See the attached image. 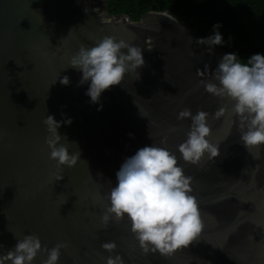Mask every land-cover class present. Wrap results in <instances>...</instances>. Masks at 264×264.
<instances>
[{
  "label": "water",
  "instance_id": "95a60500",
  "mask_svg": "<svg viewBox=\"0 0 264 264\" xmlns=\"http://www.w3.org/2000/svg\"><path fill=\"white\" fill-rule=\"evenodd\" d=\"M104 36L141 47L145 64L139 79L126 75L92 103L90 81L79 84L82 72L70 67V58ZM198 40L191 25L168 11L135 22L111 16L105 0H0V253L36 235L42 248L67 244L58 264H105L117 254L124 264H264V145L254 159L240 141L239 118H214L221 107H232L204 87L216 82L225 53ZM64 76L67 86L60 83ZM185 108L209 114L218 157L205 154L198 165L183 161L178 146L192 121L177 116ZM47 115L72 121L58 132L79 150L73 167L57 171L49 158ZM152 145L175 154L192 178L204 224L192 244L169 256L143 253L126 217L106 227L101 222L116 173ZM113 241L115 252L102 249ZM44 259L47 253H38L33 264Z\"/></svg>",
  "mask_w": 264,
  "mask_h": 264
},
{
  "label": "clouds",
  "instance_id": "9594fccd",
  "mask_svg": "<svg viewBox=\"0 0 264 264\" xmlns=\"http://www.w3.org/2000/svg\"><path fill=\"white\" fill-rule=\"evenodd\" d=\"M219 27L221 25H214V34L197 42L207 44L210 51L212 46L221 45L223 37ZM144 64L141 47L112 36H104L92 47L81 45L70 58V67L82 72L79 84L90 81L86 95L92 103H98L105 90L121 85L126 75L133 74L135 79H139L137 69ZM213 79L216 82L204 84L205 91L232 101L231 109L221 107L214 118L219 119L226 114L238 117L240 141L247 152L258 159L259 148L264 145V55L254 54L247 63H241L236 54H225L213 73ZM60 83L67 86L70 80L64 76ZM208 116L202 110L193 115L188 108L181 110L177 116L178 120L190 118L192 121L187 139L178 146L186 163L198 165L205 154L209 159L220 154L219 144L209 139L211 128ZM71 122L70 118L58 122L51 115L43 120L49 134L45 138L50 149L49 158L56 161L57 171L64 166L73 167L81 160L75 142H69L58 132L61 123L70 125ZM166 140L165 137L161 143H166ZM72 145L77 151L70 153ZM116 177L117 184L107 194L109 203L101 214V222L106 227L110 220L119 222L126 217L143 253L151 251L169 256L177 249L188 247L202 232L204 224L197 199L192 195V178L184 174L176 155L166 148L152 145L139 149L134 156L126 159ZM61 179V175L55 177L56 181ZM66 247V243H57L51 249L42 248L38 236L25 235L14 249L6 254L0 253V264H33L38 253L42 252L47 253V259L41 264H58L61 249ZM101 247L113 253L117 244L114 241L105 242ZM105 264L124 262L117 254L107 256Z\"/></svg>",
  "mask_w": 264,
  "mask_h": 264
},
{
  "label": "trees",
  "instance_id": "16d2710c",
  "mask_svg": "<svg viewBox=\"0 0 264 264\" xmlns=\"http://www.w3.org/2000/svg\"><path fill=\"white\" fill-rule=\"evenodd\" d=\"M111 16L125 15L140 21L149 12L168 11L193 27L199 39L214 34L223 37L217 45L225 54L234 53L241 63L254 54L264 55V0H105Z\"/></svg>",
  "mask_w": 264,
  "mask_h": 264
}]
</instances>
